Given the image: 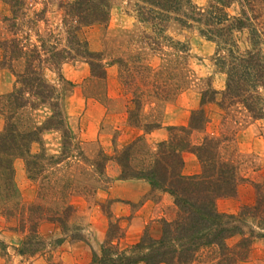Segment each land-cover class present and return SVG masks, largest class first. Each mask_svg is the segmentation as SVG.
<instances>
[{
  "label": "rangeland",
  "instance_id": "374dc122",
  "mask_svg": "<svg viewBox=\"0 0 264 264\" xmlns=\"http://www.w3.org/2000/svg\"><path fill=\"white\" fill-rule=\"evenodd\" d=\"M22 1L13 5L12 0H0V59L6 64L10 61L4 58L5 51L13 47L16 51L21 49L26 57L12 60V69L22 70L27 60L39 64L44 79L53 87V101H58L59 106L53 111L48 103L32 97L31 103L18 112L16 120L22 128H47L42 131L41 144L34 143L32 152H40L42 145L55 163L48 162L35 180L28 178L25 166L19 173L15 171L16 201L19 207L40 202L45 210L51 209L53 196L40 198L37 193H50L48 182L54 181L55 194L62 186L68 189L66 194L71 192L67 200L74 210L65 228L46 220L39 224L43 244L33 256L19 255L14 249L19 237L24 236L10 230L18 224L16 209H7L11 215L0 214V239L7 245L5 252L0 249V264H90V243L104 241L109 219L123 228L124 235L118 246L127 248L138 241L145 227L152 233L158 231L159 222L151 223V217L159 218L161 212L169 219L173 217L174 205L164 203L161 208L152 209L150 221L143 223L145 218L138 213L139 209L146 198H159L160 191L150 189L137 202L112 196L121 193L110 190L112 183L120 180L115 153L138 133H145L143 128L129 122L130 109L141 115L143 121L157 125L147 136L144 134L152 150L156 149L160 134L167 138L168 126L187 125L191 112L201 109L204 126L192 131L193 143H200L205 135L219 139L220 151L234 158L239 177L236 196L220 198L217 208L236 213L241 204H249L244 201L251 198V193L253 196L252 183L264 182V117H252L240 104L224 107L218 104L226 77L220 60L227 55L225 34L218 38L217 44L201 35L196 26L184 27L171 18L147 15L152 17L141 21L136 0H107L106 19L100 21L97 16L93 17L98 21L77 26L76 30L72 27L71 19L75 16L69 6L75 0ZM192 1L198 6L207 2ZM245 1L255 8L252 15L256 18L250 21L264 34V0ZM225 10L230 16L241 14L237 1ZM233 33L241 51L247 49L250 45L247 29ZM260 38L264 54V35ZM12 39L16 41L11 43ZM84 46L102 55V61L107 64L105 78L94 77L89 58L76 54V49L83 50ZM34 50L39 52L38 59L33 58ZM90 60L101 62L95 58ZM3 67L9 72L6 80L13 76L16 85L13 71L6 65ZM211 90L217 91L214 101L207 100ZM204 91L208 93L203 96ZM137 98L141 105L134 108L133 101ZM49 117L58 124L52 125ZM66 132L74 137L73 142L64 143ZM101 152L110 159L104 162V174L97 176L92 164L102 161ZM187 153L190 152L183 153L185 171H199L196 156L192 153L194 159ZM56 158L63 160L57 162ZM77 233L83 238H71ZM238 239L239 236L232 237L228 243L233 245ZM241 264H264L263 239L253 240L250 258Z\"/></svg>",
  "mask_w": 264,
  "mask_h": 264
},
{
  "label": "trees",
  "instance_id": "16d2710c",
  "mask_svg": "<svg viewBox=\"0 0 264 264\" xmlns=\"http://www.w3.org/2000/svg\"><path fill=\"white\" fill-rule=\"evenodd\" d=\"M206 1L204 6H198L192 0H136L135 5L141 21L152 16L169 20L171 18L184 27L196 26L201 35L213 39L217 44L220 43L218 38L225 34L223 40L227 55L220 57V60L224 64L226 77L218 104L220 107L225 104H240L252 117L262 118L264 54L260 47V37L264 34L257 31V27L250 21L256 18L252 15L255 8L245 0ZM234 1L240 4L241 14L230 16L225 9ZM12 3L19 5L23 1L12 0ZM69 6L75 16L71 19L74 21L72 27L77 30V26L106 19L109 3L107 0H75ZM96 16L98 20L93 18ZM245 28L250 45L241 51L233 37V31ZM10 41L12 43L16 40ZM221 47L223 48V45ZM34 53L33 58L38 59L39 52L34 50ZM24 54L21 49L16 51L13 47L3 55L6 61L11 62L19 57H26ZM76 54H83V57L89 60L100 59L99 63L88 59L87 61L94 77L105 78L107 64L102 61L100 53L96 54L84 46L83 50L76 49ZM10 62L5 64L3 58L0 59V68L6 65L16 78L13 89L0 95V113L4 117V125L0 130V214L11 215L7 209H16L18 224L10 227V230L20 232L24 236L19 237L18 245L14 249L19 255L33 256L41 250L43 244V239L38 233L39 224L46 220L57 222L65 228L64 224L74 209L67 200L71 192L66 194L68 189L62 186L55 194L57 185L54 181L48 182L50 193H37L40 198L49 197V194L53 196L54 207L51 209L45 210L40 202L19 207V201H16L18 189L14 180L15 159L23 160L30 180H35L46 164L55 163L53 156L46 155L42 145L40 152H32L33 144H41L42 131L47 128H22L16 120L18 112L31 103L32 97L43 104L48 103L53 111L59 103L53 101V87L44 79L39 64H32L27 60L22 70L14 71ZM207 93L204 91L203 96ZM216 93L215 90L209 91L207 100L214 101ZM133 102L134 108L140 107L139 98ZM128 120L134 127L143 128L145 133L137 135L115 153L114 159L120 167L118 179H143L150 184L152 192L168 193L175 208L173 217L160 218L156 233L145 227L138 241L127 248L118 246L124 235L123 228L117 221L109 219L104 241L90 243V264H241L247 261L253 240H264V182L252 183V202L241 204L236 213L220 211L217 208V200L237 194L238 171L234 158L220 151L219 139L205 135L200 143H193L192 131L200 130L204 126L205 117L201 109L191 112L187 125L168 126L167 138L156 143L155 150L146 144L144 134L152 131L157 125L143 121V117L135 114L132 109L128 110ZM48 121L52 125L58 124L50 117ZM65 134L64 143L74 141L72 135L67 132ZM184 152L196 156L200 166L199 172L184 173ZM100 155L102 161H93L92 164L97 176L104 174V162L110 159L102 152ZM60 160L63 159L56 158L57 162ZM108 217L111 216L108 214ZM235 236H239L238 241L230 245L228 240ZM71 238L83 237L77 233ZM0 249L4 252L7 250V245L1 239Z\"/></svg>",
  "mask_w": 264,
  "mask_h": 264
},
{
  "label": "crops",
  "instance_id": "0c3cea01",
  "mask_svg": "<svg viewBox=\"0 0 264 264\" xmlns=\"http://www.w3.org/2000/svg\"><path fill=\"white\" fill-rule=\"evenodd\" d=\"M8 73L9 72H8V70H6V68H4V67L0 68V95L10 92L14 87L13 76L9 77V81L6 80V78H5ZM3 125H4V117L0 113V130L2 129ZM155 133H156V131H155ZM155 133L153 132L151 136H153ZM131 134H133V133H131ZM138 134H141V133H138ZM160 135H161L160 136L161 138L159 139V141L164 140L166 138V137L162 136V134H160ZM145 136H147V135L145 134ZM187 155H189L191 158L195 159V157L193 156L192 153H187ZM184 159H185V157H184ZM23 164L24 163L21 161V159H16L14 161L13 165H14L15 171L17 173H19V169L24 168ZM197 172H199V171L193 170L192 172H190V171L186 172L185 166H184V173H186V174H193V173H197ZM112 189L113 190L117 189L118 191L121 192L118 195L116 193L114 195H112V196H118L117 199L122 197L125 200L131 201V202H137L138 200L143 199V198H145V196H147V194L150 192L151 186H149V183L143 179H127V180H115V182H113L112 186L110 187L111 191H112ZM158 195H159V198H154V199L146 198L144 204L141 206V208L138 211V213L141 214L143 218H145V220H143L144 224L145 223L147 224L150 220H152L151 223H153V222L156 223V222H158L160 217L161 218L162 217L167 218L166 215H164L163 212H161L160 215L158 216L159 218L151 217V219L148 220L149 219L148 217L150 216V214H152V209H159L164 205V203H166L170 206H173V204H172L173 202L170 199L171 196L168 193L159 192ZM252 197L253 196L251 193V198L244 201V203H251ZM217 201H219V199ZM173 208H174V206H173Z\"/></svg>",
  "mask_w": 264,
  "mask_h": 264
}]
</instances>
